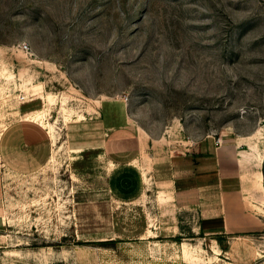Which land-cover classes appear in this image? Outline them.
I'll return each instance as SVG.
<instances>
[{"label": "rangeland", "instance_id": "1", "mask_svg": "<svg viewBox=\"0 0 264 264\" xmlns=\"http://www.w3.org/2000/svg\"><path fill=\"white\" fill-rule=\"evenodd\" d=\"M226 143L246 233L168 184ZM262 167L264 0H0V264H264Z\"/></svg>", "mask_w": 264, "mask_h": 264}, {"label": "crops", "instance_id": "2", "mask_svg": "<svg viewBox=\"0 0 264 264\" xmlns=\"http://www.w3.org/2000/svg\"><path fill=\"white\" fill-rule=\"evenodd\" d=\"M39 109V108H37ZM27 111L25 119L31 118L34 111ZM30 120V119H29ZM108 127V126H107ZM109 132L111 126L109 124ZM122 126L114 128L117 132H121ZM115 131V132H116ZM144 137L141 136L143 143ZM107 148L111 149L113 145H118L119 140L105 141ZM78 150V148H71ZM213 167L210 169L208 177H204V173L200 178H195L197 172L191 158L186 159V164L180 169L178 168L168 184L172 187V194L179 196L191 197L198 193L213 191V194L207 196L217 198V203L212 207H201L199 218L207 232H217L213 227L219 226L223 232L246 233L258 226V218L246 209L245 192H249L251 196H255L257 185H259L258 171L254 174L248 171L245 159L247 155L244 149H240L237 143L219 144L213 150ZM261 172V170L259 169ZM166 193V192H165ZM164 195V190L158 191V197Z\"/></svg>", "mask_w": 264, "mask_h": 264}, {"label": "built area", "instance_id": "3", "mask_svg": "<svg viewBox=\"0 0 264 264\" xmlns=\"http://www.w3.org/2000/svg\"><path fill=\"white\" fill-rule=\"evenodd\" d=\"M21 48L24 49V50H28V47H27L26 44H22V45H21ZM17 98H18L21 102L24 101V99H23V98H24V95H23V94H18V95H17Z\"/></svg>", "mask_w": 264, "mask_h": 264}, {"label": "trees", "instance_id": "4", "mask_svg": "<svg viewBox=\"0 0 264 264\" xmlns=\"http://www.w3.org/2000/svg\"><path fill=\"white\" fill-rule=\"evenodd\" d=\"M262 173H264V167L261 168Z\"/></svg>", "mask_w": 264, "mask_h": 264}]
</instances>
